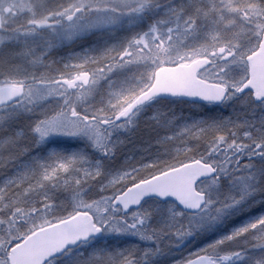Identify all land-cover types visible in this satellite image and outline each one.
<instances>
[{"label":"snow or ice","instance_id":"1","mask_svg":"<svg viewBox=\"0 0 264 264\" xmlns=\"http://www.w3.org/2000/svg\"><path fill=\"white\" fill-rule=\"evenodd\" d=\"M0 264H264V0H0Z\"/></svg>","mask_w":264,"mask_h":264}]
</instances>
